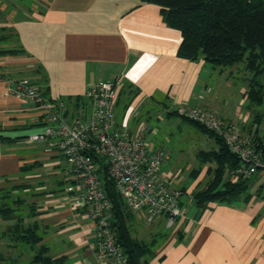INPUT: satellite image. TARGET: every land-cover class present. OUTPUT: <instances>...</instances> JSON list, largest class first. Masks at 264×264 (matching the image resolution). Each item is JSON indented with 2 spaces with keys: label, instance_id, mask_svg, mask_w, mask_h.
<instances>
[{
  "label": "crops",
  "instance_id": "obj_1",
  "mask_svg": "<svg viewBox=\"0 0 264 264\" xmlns=\"http://www.w3.org/2000/svg\"><path fill=\"white\" fill-rule=\"evenodd\" d=\"M182 40L181 31L166 22L161 7L148 0H0V69L9 76H28L51 98L63 99L69 119L89 109L83 110V102L91 84L119 78L115 129L133 130L141 121L152 124L151 118L163 119L164 113L185 121L173 111L200 104L214 108L222 119L237 122L243 132L251 134L255 116L250 108L243 109L247 90L236 104L220 98L211 83L235 68L217 70L204 57H181ZM40 116L36 102L9 94L0 79V127L4 131L30 126L31 134L41 131ZM4 135L12 140H0V177L22 172L28 186L24 190L34 187L35 206L31 209L35 208V217L29 225L42 235L49 254L65 256L62 264H98L93 222L66 201L65 189L76 179L66 160L44 141L21 157L18 146L5 145H18L26 136V141H35L30 135ZM204 139L211 148L216 147L213 138ZM198 168L192 169L194 180L188 184L183 169H175L178 173L163 169L174 175V186L184 189L183 204L195 207L192 216L187 208L171 232L163 219L154 225H163L167 231L149 225L150 239L144 240H155L150 261L264 264V199L248 192L247 199L246 193L233 202L211 201L199 207L192 194L208 172L201 168L195 175Z\"/></svg>",
  "mask_w": 264,
  "mask_h": 264
},
{
  "label": "built area",
  "instance_id": "obj_2",
  "mask_svg": "<svg viewBox=\"0 0 264 264\" xmlns=\"http://www.w3.org/2000/svg\"><path fill=\"white\" fill-rule=\"evenodd\" d=\"M0 79L9 94L40 107L43 129L29 139L56 147L76 176L65 189L66 201L93 222L98 264H129L113 227V203L104 187V173L126 206L140 213L147 225L160 219L168 228L177 225L187 208L183 204L184 189L174 186L173 175L162 168L170 150L149 145L147 135L153 126L146 121L133 130L115 129L119 78L91 84L85 92L88 103L83 107L89 109L73 119L66 116L63 99L51 98L30 77L9 76L0 69ZM178 113L214 131L238 156L239 164L229 171L232 181L249 177L264 180V146L236 122L224 120L214 108L200 104L181 106Z\"/></svg>",
  "mask_w": 264,
  "mask_h": 264
},
{
  "label": "trees",
  "instance_id": "obj_3",
  "mask_svg": "<svg viewBox=\"0 0 264 264\" xmlns=\"http://www.w3.org/2000/svg\"><path fill=\"white\" fill-rule=\"evenodd\" d=\"M148 1L158 4L166 22L181 31L183 40L178 52L181 57L191 60L204 57L214 66L221 68L245 61V69L249 71L247 76L249 86L245 92L248 106L264 105V0ZM87 103L88 100H84L83 104ZM173 112L178 113L177 110ZM182 117L196 124L209 137H213L217 144L215 148L202 149L198 152L202 165L215 162V166H208L207 169L215 178L212 177L213 180L211 179L205 187L193 192L194 203L204 207L211 201L238 200L242 194L248 192L250 182L256 178L232 181L229 171L239 164L238 156L214 131L188 117ZM260 117V113L255 114V122H252L250 132L253 138L264 146V133L261 134L259 127L255 126L260 122ZM3 131L4 129L0 127V140L11 141L12 138L1 133ZM200 170L201 168L194 169L193 173L197 175ZM103 182L113 203V227L128 256L129 264H153L150 257L154 253L155 240L146 241L132 233L129 221L133 216L130 213L128 218L129 213L123 209V205L127 208L125 201L105 173ZM248 197L247 193L245 199ZM12 209L10 206L1 205L0 217L10 214ZM14 230L16 240L36 247V253L32 258L33 264H62L65 261V256L53 257L49 254L48 246L42 242L43 237L34 225L20 226ZM0 260H5L2 254Z\"/></svg>",
  "mask_w": 264,
  "mask_h": 264
},
{
  "label": "rangeland",
  "instance_id": "obj_4",
  "mask_svg": "<svg viewBox=\"0 0 264 264\" xmlns=\"http://www.w3.org/2000/svg\"><path fill=\"white\" fill-rule=\"evenodd\" d=\"M218 67L220 68V66H216L217 70ZM227 68L228 70H231L232 68L235 69L231 74L229 71L225 72L222 77H220L219 81L216 79V77L213 78V80H211L212 86L214 88L213 90L214 92L217 91L220 94V98H225V100H230L231 102L234 101L236 104H238L239 99L244 98L243 92L248 89L249 81L246 76H249V71L245 69V61L236 63L233 67L227 66ZM239 90H241V93H239ZM247 108H250V113H252V116L260 113L261 120L259 123H256V125L259 127L260 133L263 134L264 105L250 107L248 106V102L246 100L244 102L243 109L247 111ZM217 112L218 114L220 113L219 111ZM151 119L153 121L151 125H154V133L150 131L148 134L147 141L149 145L154 147L155 144L170 150V158L163 163V169L171 173L172 171L174 173H178L175 172V169H183L185 182L188 184L194 180V176L190 175L193 168L201 167L204 171L208 172L207 167L211 166L210 164L215 165V162H209L203 167L197 157L198 151L202 149L209 150L212 146L209 142H207V140L204 139L207 136L209 137V135L196 126V124L187 120L182 121L176 116L169 117L166 113H164L163 119ZM32 131V126H30L15 128L14 130H5L4 132L5 134L14 136L16 134L31 135ZM4 132L1 133L4 135ZM23 138L27 140V136ZM26 140L19 143L18 145L7 144L5 146H18L19 148H16V152L18 151L21 153V157L28 156V153L33 152L36 148L41 146V142L39 141L29 142ZM212 177L215 178V175L213 176V173L208 172L205 177L206 180L200 184L199 189L205 187ZM224 177L226 179V174ZM26 187L28 186L22 172H13V174L9 176L7 175L6 177H0V206L4 205L13 208L10 214L0 217V255L2 254L5 257V260H0V264H33L32 258L36 253V247H33L30 244L20 240H16L13 233L15 231L14 229L17 227L29 225L31 222H33L35 217V208L34 210L31 209L35 206V201H33L35 200L34 187L32 186L33 188H31L30 191L24 190ZM248 192L258 194L260 199H264V180H252L250 182ZM242 195L245 196L246 193ZM193 205L194 204L190 205V203L188 204L187 202L184 204V207L190 210L189 215L191 216L193 215L192 210L195 207ZM123 209L126 211V213H129L127 214L128 218L130 213L133 216V219L129 221L132 228V233L137 238L150 239L149 225L140 222L135 211L128 207H124V205ZM18 222L20 223L17 226H14V224ZM152 229L158 231H167L163 225H154L152 226ZM172 229L173 228H170L169 231H173Z\"/></svg>",
  "mask_w": 264,
  "mask_h": 264
}]
</instances>
